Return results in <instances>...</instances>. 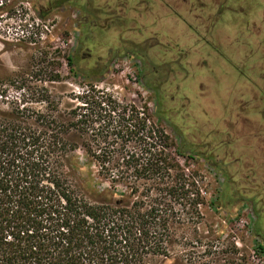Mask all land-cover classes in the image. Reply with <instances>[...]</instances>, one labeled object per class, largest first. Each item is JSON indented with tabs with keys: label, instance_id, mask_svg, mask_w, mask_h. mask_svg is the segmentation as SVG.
Instances as JSON below:
<instances>
[{
	"label": "rangeland",
	"instance_id": "obj_1",
	"mask_svg": "<svg viewBox=\"0 0 264 264\" xmlns=\"http://www.w3.org/2000/svg\"><path fill=\"white\" fill-rule=\"evenodd\" d=\"M178 6L179 32L194 34L185 50L199 65L180 68L196 74L192 90L177 82V66L169 84L170 64L148 49L166 41L165 0H0V104L33 102L49 89L68 118L81 112L80 97L93 86L147 105L172 137L175 157L198 169L203 193L214 202L177 230L165 264H264L255 249L264 243V0H177ZM180 87L188 98L180 99ZM100 128L90 126L85 136L93 147L111 141L104 144ZM178 147L187 157L176 154ZM77 154L86 159L83 147Z\"/></svg>",
	"mask_w": 264,
	"mask_h": 264
},
{
	"label": "trees",
	"instance_id": "obj_2",
	"mask_svg": "<svg viewBox=\"0 0 264 264\" xmlns=\"http://www.w3.org/2000/svg\"><path fill=\"white\" fill-rule=\"evenodd\" d=\"M80 99L68 118L49 89L0 104V264H165L177 230L214 203L198 169L178 161L147 105L93 86ZM98 124L111 141L93 147L85 136Z\"/></svg>",
	"mask_w": 264,
	"mask_h": 264
},
{
	"label": "flooded vegetation",
	"instance_id": "obj_3",
	"mask_svg": "<svg viewBox=\"0 0 264 264\" xmlns=\"http://www.w3.org/2000/svg\"><path fill=\"white\" fill-rule=\"evenodd\" d=\"M184 1L186 2V4H188V0H184ZM165 2L170 7V8L168 7V12L165 15V20H166L165 24L167 23V26L164 27V29L162 30V33H163L164 37L166 38V41L165 42L158 41V43L150 44L148 46V49H151V48L154 49L155 48L158 53L162 52V55L164 58V63L170 64L168 76L166 77V80L169 81V84H171V82H172L171 74L173 72V69L177 66L176 69H179L178 71L180 73V75H179V73L176 75L177 82L179 83V85L184 84V89H186V87L188 89H190L195 85V81L193 80L192 83H190L189 81L192 79H195L196 74H194L192 76H189V75L185 76L184 73H182L180 71L181 70L180 68H181V65H183V64L186 65L187 67H191V66L197 67L199 65V64H197L196 61L190 60V59H195L196 55H192L190 50L187 51L188 53L185 50V48L188 46V44L194 38V34H191L189 31H187V32L184 31V33L179 32V29L181 27L178 25V18L176 17V15L180 16L183 13L180 11L179 6L177 9L175 7L177 0H165ZM211 2L213 3V5H218V0H211ZM202 5L206 7L207 4L202 3ZM171 7L173 8V10L171 9ZM186 9H188L185 11L186 15L187 16L191 15L190 13H188L189 8H186ZM191 17H193V16L191 15ZM193 19L197 20V19H199V17L198 16L193 17ZM185 22H186V19L184 21V25H185ZM154 38H156V37H154ZM182 40L185 42L184 46H182V44H181L183 42ZM134 42H137V41L133 40L132 43H134ZM160 43L162 44L161 46H160ZM136 44L139 45V43H136ZM175 47L178 49L177 54H173V51L169 52V50H171V48L174 49ZM87 53L91 57V53L90 52H87ZM150 56L153 58H156L155 55H150ZM158 56H160V54ZM172 56H175V57H172ZM141 57L144 59L145 55L141 54ZM249 84H251V83H249ZM190 90H192V89H190ZM177 92H178V95L180 92V95H179V97L181 96L180 99L189 97L186 93L181 94V87L178 89ZM184 107H186V104Z\"/></svg>",
	"mask_w": 264,
	"mask_h": 264
}]
</instances>
